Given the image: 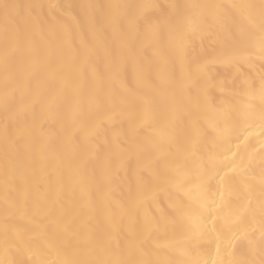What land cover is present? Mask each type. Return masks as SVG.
I'll return each instance as SVG.
<instances>
[{
	"label": "bare ground",
	"instance_id": "6f19581e",
	"mask_svg": "<svg viewBox=\"0 0 264 264\" xmlns=\"http://www.w3.org/2000/svg\"><path fill=\"white\" fill-rule=\"evenodd\" d=\"M261 2L0 0V264H264Z\"/></svg>",
	"mask_w": 264,
	"mask_h": 264
},
{
	"label": "snow or ice",
	"instance_id": "6c2138e0",
	"mask_svg": "<svg viewBox=\"0 0 264 264\" xmlns=\"http://www.w3.org/2000/svg\"><path fill=\"white\" fill-rule=\"evenodd\" d=\"M0 7H2L4 10L5 33L7 35L10 21L17 18L18 16L17 10L20 8V6L9 4V3H4L3 5H0ZM109 7H119V6H109ZM127 7H129L130 9H139V8H152L154 6L153 5H132V6H127ZM212 7H215L217 9L220 8L219 5H215ZM232 7L241 9L242 14H243V10H247L251 8L252 6L241 4V5H232ZM130 19H133L141 24H147L148 27L146 30V37H149L152 39L161 38L164 35L165 29L168 30L169 35L171 34V31H172L171 22L167 20L164 21L163 23L151 24L149 17L140 16L135 12L131 14ZM214 20L217 22V24L220 26L223 32L226 33L230 39H235L236 41L240 43H243L245 41L247 32L242 24L236 25L235 33H234L233 27L228 25L224 21L223 15L219 11L214 15ZM261 31L262 33H264V0H262L261 2ZM16 39H19V38L17 37ZM261 51L264 52V35H262V38H261ZM262 94H264V87H262Z\"/></svg>",
	"mask_w": 264,
	"mask_h": 264
}]
</instances>
